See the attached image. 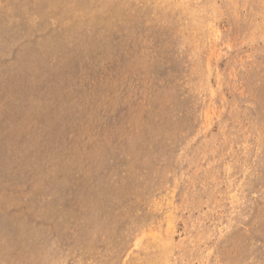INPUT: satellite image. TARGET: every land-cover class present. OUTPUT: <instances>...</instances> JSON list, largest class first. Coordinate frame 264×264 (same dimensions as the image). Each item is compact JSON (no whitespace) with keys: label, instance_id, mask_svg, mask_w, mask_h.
Instances as JSON below:
<instances>
[{"label":"rangeland","instance_id":"1","mask_svg":"<svg viewBox=\"0 0 264 264\" xmlns=\"http://www.w3.org/2000/svg\"><path fill=\"white\" fill-rule=\"evenodd\" d=\"M0 264H264V0H0Z\"/></svg>","mask_w":264,"mask_h":264}]
</instances>
